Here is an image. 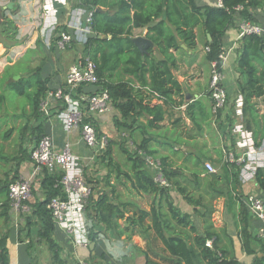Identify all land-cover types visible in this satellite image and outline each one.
Segmentation results:
<instances>
[{
    "label": "trees",
    "instance_id": "trees-1",
    "mask_svg": "<svg viewBox=\"0 0 264 264\" xmlns=\"http://www.w3.org/2000/svg\"><path fill=\"white\" fill-rule=\"evenodd\" d=\"M75 1L76 5L72 9L83 8L93 12V32L87 42L82 44V53L89 56L97 65L96 72L100 82L97 91L109 90L112 102L124 119L135 118L142 115V112L152 115L153 118L149 120L148 125L153 127H158V123L164 119V106L143 103L144 97L135 84H139L141 88L146 87L165 99H172L173 93L182 92L181 85L173 75V69L177 67L174 50L180 48L177 37L189 48H194L197 43L195 29L199 25H204L212 37L205 44L206 51L209 48L207 60L221 62L220 55L224 51L223 37L234 23L235 7L241 5L243 7L239 12L241 16L253 22H257L258 18L250 12V8L258 7L264 13V0H222L221 7L199 6L195 0ZM61 7L62 5L59 9ZM162 14L165 16L159 19ZM0 18V34L6 39L14 40L18 33L15 21L6 17L4 11ZM145 26H148L146 40L136 41L134 29ZM2 41L0 38V44H4ZM41 41L39 44H42ZM77 44L78 42H72L69 47ZM154 45L157 46V50L153 48ZM241 51L239 66L248 77L247 83L240 89L243 96L242 110L244 116L249 114L253 126L245 122L244 125L253 132L255 146L261 147L264 140V113H260L256 99L262 98L261 102L264 104V37L258 34L245 35L242 38ZM157 53L161 58H157ZM40 71V68H36L32 70L30 76L21 77L7 85L16 89L18 95L26 97L31 108L29 115L36 118L44 115L41 111V101L49 89L48 79L43 78ZM209 96L211 97L210 94ZM4 99V95L0 93V109ZM193 108L205 109V105L200 100L188 103L187 114L195 121V116H191ZM220 115L218 112L217 119ZM202 119H205V115ZM115 124L117 128L134 129L131 123L128 124L120 118L116 119ZM232 124V120L228 121L226 129L229 130ZM95 127L99 134L96 122ZM11 133L12 130H7L4 136L7 138ZM43 134V126L37 122V125L30 128L28 139L31 142L35 141L34 145ZM112 143L110 142V145ZM137 149L156 157V150L151 148L148 138H143L137 144ZM122 150L128 155L130 170H124L122 165L110 156L107 161L109 172L102 180L105 185L111 187V195L109 192L101 191L97 196L94 194L90 196L85 204L84 212L90 229V242H98L101 230H98L97 226L104 224L106 230L113 232L117 239L123 236L132 239L134 235L146 237L152 232L162 243L164 252L168 255L165 259L170 264H242L236 256L234 238L226 227L217 228L212 219L214 213L212 201L224 198L228 211L236 220L242 248L249 255H255L252 264H264V238L253 234L251 226L253 217L242 193L241 163L224 161L221 167L223 173L218 174L208 172L200 159L193 160L195 171L189 177L180 171L181 167H175L174 161L164 156L161 162L170 186L162 187L154 181L152 172L146 167L145 159L138 155V151L131 153L123 148V145ZM22 151L26 152L24 149ZM113 174L115 182L121 181L123 177L124 185H127V181L130 182V187L137 193L160 197L158 200L154 199L150 210L141 208L133 201H124L115 184L111 182ZM40 175L45 190V199L35 205V213L43 222V227L39 231L40 241L45 242L51 252V264H69L62 256L61 246L53 237L55 219L49 208L53 198L59 195L65 197L61 183L64 174L61 172L52 174L45 169ZM17 178L18 176H15L7 183L8 193L9 184ZM254 182L258 186V191L264 194V165L257 168ZM172 188L188 204L193 205L194 212L202 222V231L191 224L188 213H181L172 202L169 192ZM207 240H212L213 248L206 245ZM252 241L259 246V250L250 245ZM5 244L6 241L3 240L4 250L0 255V264H9ZM144 254L146 264H166L154 261L147 251H144ZM35 262L37 259L31 256V264Z\"/></svg>",
    "mask_w": 264,
    "mask_h": 264
},
{
    "label": "crops",
    "instance_id": "crops-1",
    "mask_svg": "<svg viewBox=\"0 0 264 264\" xmlns=\"http://www.w3.org/2000/svg\"><path fill=\"white\" fill-rule=\"evenodd\" d=\"M195 2L199 6L221 7L218 0H195ZM10 4H12V7L9 6ZM0 8H2L1 12L4 11L6 17L14 20L18 26V33L14 40L6 39L5 36L0 34V38L3 40L2 42H4V44H0V80L4 77L2 73L4 69L3 67H6L9 61H12L9 65L13 67V71L17 72H13V76L19 75L20 78L29 76L33 70L31 65H36L37 62H40L39 65L41 64V66L37 67L41 70V76L48 79L47 85L49 89L47 92L63 86L65 76L61 71L63 65L61 56L64 52H62L63 50H59L55 47L47 48L41 41L39 35L44 15L43 3L42 5L38 4V0H0ZM42 10L43 15H40L39 17V13L42 14ZM249 10L257 16L258 23L264 24V13L260 8L255 7L250 8ZM239 12L240 11H236V14H234V23L228 28L225 36L223 37V50L224 53L227 54L223 62V72L225 74L224 86L228 93V104L220 111L221 115L219 119L216 117L217 114L213 113L212 99L209 96L211 62L207 60V51L205 48L206 42L210 41L208 37L209 33L204 25H199L195 29L197 33L196 47L189 48L182 41V39L177 37L180 48L178 50H174V54L177 58V67L173 69V75L175 80H177L182 87L181 93H173L172 99H165L160 97L157 93L149 91L146 87L141 88L139 84H135V87L138 90H141V95L144 97L143 103H150L151 106L157 104H162L164 106V119L158 123V127L148 125L149 120H151L153 116L147 114L146 112H142V115L136 116L135 118H122L119 109L112 102L106 113L95 117L96 124H98L99 129L105 134L104 137H106L111 143L115 142L114 139L117 138L119 132L122 135L126 133L131 137L130 140H135L136 143L141 142L143 138H148L151 148L156 150V159L161 160L162 157L167 156L174 162H184V167L183 169L181 168L182 170L180 171H182L185 176H192V173L195 171L192 162L193 160L198 159L204 162V165L206 161L212 162L217 166V171L215 173L222 174L223 171L221 167L226 159L227 152H234L237 156L242 153V149L238 147L236 143L237 134L234 132V124L245 122L250 126H253L250 122V116L248 117L249 114L244 116L243 110L242 114L237 112L238 100L240 96H242L240 91L241 86L246 84L248 80L247 74L239 66V59L242 52V39L238 38V30L240 22L244 19ZM164 16L165 14H162L159 19ZM60 20L62 21L61 18ZM67 20L68 17H66V21ZM133 32L134 39L138 42H143L146 40L145 38L148 32V26L135 28ZM38 41L42 42V44H40V47L42 48L40 49L42 50V56H39L37 51L35 52ZM76 46H82V44L78 43ZM153 48L157 50L156 45H154ZM29 55L31 56L29 57ZM26 57L28 58L27 60ZM157 58H161L158 53ZM23 61L28 62V68L23 70L15 69V66L17 64H21ZM22 74L27 75L23 76ZM198 100L203 102L205 109L193 108L191 110V116H195V121H192L191 117L187 114V105L188 103L196 102ZM261 100L262 98L256 99L259 103L260 113L263 114L264 104ZM26 104L28 108H25L20 115L26 117H24L27 119L25 127L29 131H27V135V132L25 134L21 133L20 144L23 142L21 139L23 140L26 136V142L31 143L33 146L35 141L31 142L28 139L30 137L29 132L30 128H33L37 125V122H39L43 126V135H50L54 139L58 149H62L68 143L72 151L76 154L84 157L85 155L90 156L92 154L82 141L81 131L79 129H74L70 133L66 132L62 123L58 120L54 113L50 116L41 114L39 118L30 116L29 113L31 112V108L28 102ZM3 108L4 106L1 107L0 114L4 111ZM202 110L203 112H201ZM204 115L205 119L203 120L202 116ZM18 116V114L8 116L9 118H2L0 116V127L8 125L10 126L8 129L12 130L14 126L10 125V122L11 120H16ZM117 118H120L128 124L131 123V126H133L134 129L129 130L125 127L117 128L115 124ZM31 120H33L32 123L29 122ZM231 120L233 121V124L230 129L227 130L226 125L228 124V121ZM27 124L30 125L27 126ZM248 130L251 129L249 128ZM1 132L2 130L0 133ZM5 132L0 135V255L4 250L3 240H5V248L8 251L9 264H31L30 254H37L38 250H42L44 248L43 244H46L45 242L40 241L39 231L43 227V222L40 216L35 213V205L45 199V190L42 185L41 175L38 174L32 177L34 170V162L30 154L32 147L23 148L26 143L24 142L21 145V149H18L16 148L17 143L14 141V149H12L11 152L6 151L8 145L15 139L13 136H8L6 138L4 136ZM163 144L165 145L163 146ZM261 147L259 149L263 152L262 154H264V140ZM22 149L26 152H23ZM4 156L6 157L4 158ZM85 160H87L86 157ZM186 160H190V162H186ZM108 172L109 171H107V173ZM107 173L105 175H107ZM15 176L33 179V197L28 202L32 210L31 214L29 213V216L16 214L11 206L7 183H9V180L11 181ZM122 178L121 181L117 183L119 186H126L123 183L125 182V179ZM111 182L115 183L114 174L112 175ZM243 184L246 185V190L247 187H249V191L250 189H254L256 191L259 190L258 186L254 182V178ZM119 186H116V190ZM128 186H130V182H128ZM110 190V186H104V191L109 192L110 194ZM159 197V195L156 197L153 195V202L154 199L158 200ZM179 198L182 202H186L181 195ZM223 200L225 201L224 198ZM136 204L140 206L139 203ZM151 206L146 208L142 206L140 207L150 210ZM215 226L217 228H227L228 233L235 241L236 256L242 264H252L253 256L250 257L251 255H249L242 248V243L239 244L236 242L237 240L239 241L240 238L238 236V228L234 217L222 224H215ZM251 226L254 232L258 226V222L253 219ZM97 227L98 230H101L98 242L99 240H102L104 244H98L96 242V246L94 248L95 250L90 249L91 251L87 249V247L81 245L76 246V248H74L76 255L86 260V262L88 261L86 264H101L92 263V256L95 254L97 255L96 249H101L100 256L104 254L106 258L109 257L112 259V257H114V260L118 262L117 264H127V259H121V257L129 255L128 251L130 249L128 248L129 245H127V240L131 239H128L125 236L117 239L113 232L106 230L104 224H100ZM202 229L203 227L201 222V231ZM135 236L145 238V236L141 235ZM53 237L62 248V256H64L63 254L65 253H69L71 248L69 233L55 224ZM100 246L103 249L100 248ZM138 247L142 248L143 246L139 245ZM252 247L254 248L253 245ZM141 250L143 251L144 249ZM91 254L93 255L91 256ZM91 257L92 259H90ZM98 257H95V260H97ZM77 261L80 262L79 260Z\"/></svg>",
    "mask_w": 264,
    "mask_h": 264
},
{
    "label": "built area",
    "instance_id": "built-area-1",
    "mask_svg": "<svg viewBox=\"0 0 264 264\" xmlns=\"http://www.w3.org/2000/svg\"><path fill=\"white\" fill-rule=\"evenodd\" d=\"M218 2L222 6V0ZM66 4L67 0H43L44 15L39 35L47 48L55 47L63 50L72 42L86 43L93 32V12L83 8L71 9L67 16L68 20L66 22L60 20L59 6ZM242 8L239 5L235 7V10L240 11ZM62 26L67 27V30ZM238 31L239 39L248 34H258L264 37V24L242 19ZM226 55L223 51L220 55L221 62H211L210 95L212 110L215 114L228 104L223 72ZM96 69L97 65L89 56L80 54L68 68L64 85L47 92L41 101V111L47 116L54 113L66 132L70 133L74 129L81 131L82 141L92 150L90 159L98 156L108 142L104 136L100 139L95 127V117L106 113L112 103L108 89L97 91L100 82ZM237 106V112L242 114V96ZM234 132L237 134V146L242 149V153L237 156L236 153L228 151L225 161L243 164L247 160L248 162L242 165L240 172L242 183H247L254 178L257 168L262 166L264 154L259 149L260 147L255 146L253 132L248 130L243 122L234 124ZM30 154L34 162L32 177L40 175L45 169L52 174L58 172L64 174L61 183L65 197L59 195L53 198L49 208L57 226L71 232L78 245H88L90 231L83 215L85 210L83 195L89 192L84 184V169L87 165L85 157L73 152L68 143L62 149H58L50 135H43L39 142L32 146ZM138 155L145 159V165L152 172L154 181L159 186L169 187L170 183L165 176L161 160L148 155L144 150H138ZM204 167L211 173L217 171L210 161H206ZM256 192H249L245 203L252 217L258 222L257 234L264 238V197L260 191V193ZM9 197L16 214L31 213V206L28 202L33 197V179L23 177L15 179L9 184ZM206 245L213 248L212 240H207ZM82 264L85 263L82 262Z\"/></svg>",
    "mask_w": 264,
    "mask_h": 264
},
{
    "label": "rangeland",
    "instance_id": "rangeland-1",
    "mask_svg": "<svg viewBox=\"0 0 264 264\" xmlns=\"http://www.w3.org/2000/svg\"><path fill=\"white\" fill-rule=\"evenodd\" d=\"M42 3H43V0H38V4L42 5ZM75 5H76L75 0H67V4L64 6L62 5V7L59 9L60 18L62 19L63 22H66V17L68 16L70 10L73 7H75ZM40 15L41 16L43 15V10H42V14L39 13V17H40ZM38 20H40V19H38ZM40 49H42V48L40 47V44L38 41L35 52L37 51L39 53V56H42V54H41L42 50H40ZM82 50H83L82 46H76V45L63 49L62 52H64V53H62V56H61V58L63 60V63H62L63 65H62L61 71H62L64 76L66 75L68 68L75 62V59L77 58V56L82 54L81 53ZM75 54H76V57H75ZM30 56L31 55H29V57ZM27 59L28 58L26 57V60ZM10 63H12V61H9L7 66L3 67L4 69H3L2 73L4 75V77H3L4 79L1 78V79H3V81L0 80V93H2L5 97L4 104H3L4 111L2 110L3 112H1L0 116L3 118V117H8V116H13L15 114L19 115L16 118V120H11V122H10V125L14 126V128L12 129V134L10 136L11 137L13 136V138L15 140L11 141V143L8 145V148L6 149V151H9V152H11L12 149H14V147H15L13 144L14 141L17 143L16 148L21 149V145L24 142H26V136L23 140L21 139V141H23V142L20 144V135H21V133L25 134L27 131H29L25 127L26 126L25 122H27V119H25L26 117L20 115V114H22L21 112H23V110L25 108L26 109L28 108L27 104H26L27 99L24 96L18 95L16 89L9 88L7 86L9 83H12V82H15L18 80V79L14 80V77L16 75L13 76L14 75L13 72H15V73H17V72L13 71V69H12L13 67L11 65H9ZM39 63L40 62H37L36 65L35 64L31 65L33 67V71L35 70V68H38L39 66H41V64L39 65ZM28 66H29L28 62L23 61L21 64H17L15 66V69L23 70V69L28 68ZM22 75L24 76L27 74H22ZM29 76H30V74H29ZM29 122L32 123L33 120H31ZM29 125L30 124H27V126H29ZM9 127L10 126H8V125L0 127V131L2 130L0 135L3 132H5ZM125 132H127V131H125ZM27 134H28V132L26 133V135ZM128 134H130V133H128ZM104 135L105 134L103 133V131L100 130V133H99L100 139ZM130 138L131 137L128 136L126 133H124L122 135L119 132V134L117 135V138L114 139L115 140V142H113L114 144L110 145V142L108 141L106 146L104 147V149H102L101 152L99 153V155L96 156L94 159L93 158L90 159L92 157V154L90 156L85 155V157L87 158V160H86L87 165L85 166V169H84V172H85L84 184H86V186L89 189V192L90 191L91 192H90V194L88 192L89 195L88 194L83 195L84 196L83 204H86L87 201L89 200L90 196H92L93 194H94V196H97L99 192L104 191V186H106V185L103 182L102 178L108 171L107 161L109 160L110 156L113 158L114 161L121 164L125 170H130V163L128 161V155H126L123 152L122 145H123V148H126L129 152L137 153V151H138L137 144L139 143V142L136 143L135 140L131 141ZM121 141H123V142H121ZM24 145H25V147H23V148H31L32 147L31 143H28V142H26ZM89 150L92 153V150L91 149H89ZM107 151H109V154H107ZM257 158L259 159V155H257ZM247 162L248 161L246 160L245 162H243L242 165H245ZM175 165H176V167H181L183 169L184 162L181 163V162L175 161ZM263 165H264V162H262V166ZM215 167L217 169L216 165H215ZM9 182H10V180H9ZM114 184L116 186H119V184L117 182H115ZM126 186H119L117 189L122 200H124V201L130 200V201L139 203L140 206L145 207V208L150 207L152 205V203H153V195L152 194H141V193H137L132 188L128 189V187H130V186H128V182H127ZM245 186L246 185L243 184L244 188L242 189V193L244 194L245 198L249 192H251V191L255 192L256 191L254 189H250V191H249V187H247V190H246ZM90 188H91V190H90ZM245 190H246V192H245ZM170 191L169 192L171 195V200L175 204V206L180 210L181 213H188L190 215L189 220L191 221V224L195 225L201 231V220L199 219V216L194 212V209L192 208L193 205H190L186 202L185 203L182 202L179 198L180 194L175 189L172 188V189H170ZM256 193H260V192L257 191ZM260 194H262V193H260ZM262 195L264 197V194H262ZM212 204L214 206V213H213L212 219H213L215 224H218V223L222 224L226 221H229L233 217V214L228 211L226 200L224 201L223 198L213 200ZM30 214H27V216H29ZM83 215L86 219L84 211H83ZM121 222L124 223V220H122ZM89 231H90V229H89ZM68 233L70 235L69 242H70L71 248H70L69 253L63 254L64 255L63 257L68 260L69 264H76V263H78L77 260H79L81 263L83 262L86 264L88 261L86 262V260H84L83 258H80V256H77L75 251H74L75 250L74 248H76V246H80V245H78L76 243L75 238L73 237L72 233L71 232H68ZM253 234H255V235L257 234L256 230L254 231ZM91 242H93V241H91ZM91 242H89L88 245H86L84 247H87V249L90 250L91 249L90 248ZM236 242H238L239 244L242 243L240 240L239 241L237 240ZM97 243L98 244H104L102 240H99V242H97ZM127 245H129L128 248L130 249L128 251L129 255H127L125 257L124 256L121 257V259H123V258L127 259V264H146V258H145L144 250L150 254L151 258L154 261L170 264L169 261L167 259H165V257H168V255H167V253L164 252V249L162 247L163 246L162 243L154 237L153 233H150L149 236L145 237V238L137 237L134 235L131 240H127ZM139 245H141L143 247L139 248L138 247ZM250 245H253L254 249L259 250V246L254 241H252V243H250ZM81 246H83V245H81ZM43 247L44 248L42 250H38L37 254L31 253V256H33L37 259V262H35L34 264H51V262H50L51 252H50V250L46 244L45 245L43 244ZM100 248H102V247L100 246ZM141 249H144V250L142 251ZM100 250L101 249H96L97 255L95 254L94 256H92L93 254H91V256L93 257V259H92V257L90 258V259H92V263H101V264H117L118 263L117 261L114 260L115 259L114 257H112V259L109 257L106 258L104 254H102V256H100ZM252 256H253V261H254L255 255L251 254L250 257H252ZM95 257H98V259L95 260ZM103 261H105V262H103Z\"/></svg>",
    "mask_w": 264,
    "mask_h": 264
},
{
    "label": "water",
    "instance_id": "water-1",
    "mask_svg": "<svg viewBox=\"0 0 264 264\" xmlns=\"http://www.w3.org/2000/svg\"><path fill=\"white\" fill-rule=\"evenodd\" d=\"M13 1H14V0H13ZM9 6L12 7V4H10ZM1 10H2V8H0V17H1V13H2ZM100 37H101V35H100ZM208 37H209L210 40L212 39V37H211L210 34H208ZM19 78H20V76H19V75H16V76L14 77V80L19 79ZM9 81H10V80H9ZM95 246H96V242L93 241V242L90 243V248H91V249H94Z\"/></svg>",
    "mask_w": 264,
    "mask_h": 264
}]
</instances>
